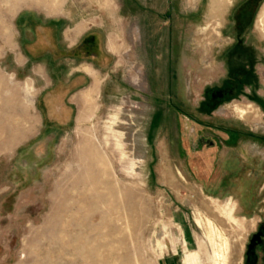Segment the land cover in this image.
I'll return each instance as SVG.
<instances>
[{
    "label": "rangeland",
    "instance_id": "374dc122",
    "mask_svg": "<svg viewBox=\"0 0 264 264\" xmlns=\"http://www.w3.org/2000/svg\"><path fill=\"white\" fill-rule=\"evenodd\" d=\"M241 1L0 0V264H246L264 177L247 205L194 178L180 149L193 127L177 112L196 114L223 73ZM231 105L250 116L225 105L214 120L251 133L218 158L264 175L263 110L244 96ZM88 140L105 159L101 183L80 173Z\"/></svg>",
    "mask_w": 264,
    "mask_h": 264
},
{
    "label": "flooded vegetation",
    "instance_id": "af4514ba",
    "mask_svg": "<svg viewBox=\"0 0 264 264\" xmlns=\"http://www.w3.org/2000/svg\"><path fill=\"white\" fill-rule=\"evenodd\" d=\"M261 1L242 0L234 9L231 30L234 41L224 52L223 73L215 84L203 90V98L197 106L196 114L177 109L193 127L192 134L185 130V143L180 147L183 153L191 156L189 167L192 176L198 179L200 177L201 181L208 183L231 185L239 193L244 205L250 203V198L256 195L254 183L261 182L264 175L252 172L247 174L243 160L234 153L222 159L218 158V153L221 150L234 151L242 146L243 135L245 132L251 133V129L245 127L242 121L218 123L214 119L219 114H225L226 109L221 107L231 105L243 96L258 104L264 115V99L256 95L260 74L257 67L260 63L264 64V53L259 52L260 48L256 44L257 38L264 39V26L262 23L259 25L264 2L260 13H256ZM99 45H93L94 56L101 53ZM83 46L89 47L87 43H83ZM262 249L264 226L259 227L249 240L246 264H257L258 251Z\"/></svg>",
    "mask_w": 264,
    "mask_h": 264
},
{
    "label": "bare ground",
    "instance_id": "6f19581e",
    "mask_svg": "<svg viewBox=\"0 0 264 264\" xmlns=\"http://www.w3.org/2000/svg\"><path fill=\"white\" fill-rule=\"evenodd\" d=\"M259 25L262 23L263 24V26H264V12H263V14H262V16H261V18L259 19ZM110 48L112 49V46L110 45ZM114 50V49H113ZM139 87H140V85H139ZM234 108V107H233ZM246 108V107H245ZM235 109V108H234ZM238 109V108H237ZM83 112V111H82ZM239 113H240V115L241 116H243V117H245L244 115H247V114H245L246 113V110H243V111H239ZM84 118H86V116H85V114L83 113H80L79 115H78V121H82ZM261 128V129H263L264 127L263 126H260V125H258V126H256V128ZM86 140V139H85ZM75 151V150H74ZM78 151V154H76L77 156H79L81 159H83L84 161H86V165L84 166L83 165V163H82V166H84V170H82L80 173H82V172H85V173H88L89 175L88 176H91L92 178H95V180L96 181H98V182H102L101 181V177H102V171L101 170H99L101 167V165L103 164V163H105V159H104V157L101 155V153L99 152V150L97 149V147L94 145V143L92 142V141H90V140H88V141H85L84 142V145H82L81 147H80V149H78L77 150ZM77 153V152H76ZM75 157V156H74ZM79 159V158H78ZM78 159H76V160H78ZM80 160V159H79ZM79 163L81 164V160L79 161ZM78 163V164H79ZM83 168V167H82ZM99 168V169H98ZM79 172V171H78ZM79 173V174H80ZM83 174V173H82ZM108 174H110L109 172H108ZM84 175V174H83ZM107 176H109V175H107ZM77 177H78V175H77ZM79 177H81V176H79ZM85 177V176H84ZM91 177H90V179H91ZM75 179H76V177H75ZM85 179H86V177H85ZM105 179H106V176H105ZM79 180V179H78ZM108 180V179H107ZM80 181V180H79ZM78 181V182H79ZM105 181V180H104ZM109 181V180H108ZM112 181V180H111ZM75 182V181H74ZM77 182V181H76ZM94 182V181H93ZM82 183H85V182H82ZM80 184V183H79ZM90 184H91V181H90ZM78 185V184H77ZM89 185V184H88ZM75 186V185H74ZM92 187V186H91ZM95 187H97V186H95ZM113 187V186H112ZM76 188V187H75ZM78 188V187H77ZM81 188V187H80ZM103 188V187H102ZM92 189L93 188H91L90 190L92 191ZM108 189V188H107ZM80 190V189H79ZM88 191V190H87ZM113 191V190H112ZM111 191V192H112ZM84 192V191H83ZM60 194V193H59ZM77 194V193H76ZM81 194V193H80ZM79 194V195H80ZM83 194V193H82ZM84 195V194H83ZM112 195V194H111ZM87 196V195H86ZM69 197V196H68ZM73 197V196H72ZM77 197V196H76ZM112 197H113V195H112ZM95 199V198H94ZM82 200V199H81ZM88 200V199H87ZM112 202H113V200H111ZM87 203V202H86ZM81 204H83V203H81ZM80 204V205H81ZM109 204H112V203H109ZM65 205V204H64ZM78 205V204H77ZM91 205V204H90ZM63 206V205H62ZM73 206H75V203L73 204ZM84 206H86V205H84ZM84 206H82V207H84ZM76 207H78V206H75V208ZM82 207H80V208H82ZM86 207H88V206H86ZM112 207V206H111ZM65 208V207H64ZM94 208H97V206H95ZM83 209V208H82ZM89 209V208H88ZM91 211V210H90ZM89 211V212H90ZM76 212V211H75ZM93 212V211H92ZM110 213V212H109ZM76 217V216H75ZM81 217V216H80ZM79 217V218H80ZM72 218V217H71ZM70 218V219H71ZM48 219H49V216H48ZM73 219V218H72ZM83 220V219H82ZM105 220V219H104ZM107 220V219H106ZM73 221V220H72ZM190 261H193V259H190ZM219 263V262H218ZM215 264V263H214ZM220 264V263H219Z\"/></svg>",
    "mask_w": 264,
    "mask_h": 264
},
{
    "label": "crops",
    "instance_id": "0c3cea01",
    "mask_svg": "<svg viewBox=\"0 0 264 264\" xmlns=\"http://www.w3.org/2000/svg\"><path fill=\"white\" fill-rule=\"evenodd\" d=\"M257 29V28H256ZM258 30V29H257ZM262 35V34H261ZM262 37L264 38V36L262 35ZM107 49L109 50V51H111V48H110V45H108L107 44ZM112 52V51H111ZM90 72H94V71H92V70H89ZM94 74V73H93ZM91 76H92V74H90ZM229 107H232L233 108V106L232 105H228V108ZM234 108H235V110L238 112V115L240 116V117H243V116H241L240 115V113H239V111L241 110V111H243V110H246V113L245 114H247L248 112V114L247 115H244L245 117H243V118H247V117H249L250 116V109L249 108H245V107H240V106H234ZM238 108V109H237ZM261 126V125H260Z\"/></svg>",
    "mask_w": 264,
    "mask_h": 264
}]
</instances>
